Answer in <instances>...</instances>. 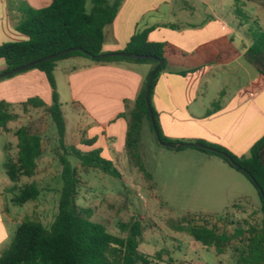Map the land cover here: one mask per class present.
Segmentation results:
<instances>
[{"label":"rangeland","instance_id":"1","mask_svg":"<svg viewBox=\"0 0 264 264\" xmlns=\"http://www.w3.org/2000/svg\"><path fill=\"white\" fill-rule=\"evenodd\" d=\"M136 1L133 2L137 7L130 13V21L128 20L131 27H145L155 22L153 24H157V27L173 26L181 31H188L190 27L202 28L216 22V27H229L232 30L230 36H221L217 41L206 44V49L201 47L195 50L196 55L200 57L210 51V56L205 59L209 63L216 62L213 71L200 81V97L197 95L198 101L193 105V114L203 115L206 112L200 103L203 99L210 106L207 115L211 114L210 117L195 118L194 128L201 131V138L195 140L220 144L216 142L221 137L218 130L220 123L211 116L223 110L225 104L233 99L242 86L249 88L248 100L251 99L252 93L256 94L253 102L255 109L252 112L254 115L251 122L247 123V133L251 135L253 131L263 129L264 77L248 64L244 51L245 46L252 44L251 33L259 28L264 30V5L245 0L246 3L239 5L237 13L238 7L234 0H169L172 3L170 6H163L162 11L158 13L150 12L144 20H140L143 9L140 4L153 7L160 0ZM13 2L15 1L10 0L7 3L9 13L13 11ZM86 8L88 12L91 10L92 0H87ZM15 12L9 19V24L13 27H16L21 18L18 10ZM169 44L184 53H190L188 47ZM85 59L89 61V58ZM71 62L72 60L65 59L57 63L66 69ZM63 99L69 129L65 145L71 148L77 143L72 134L73 128L83 114L78 111L79 106L74 107L66 101L65 95ZM256 99L259 100L258 103ZM131 110L126 112L127 115ZM11 112L17 114L18 119L10 122L7 129L0 133V203L8 206L7 222L11 237L0 256L23 222L37 220L47 228L52 226L59 214L63 189L60 157L64 155V149L59 141L57 126L46 109L29 107L25 111L20 104H14ZM23 126H28L33 132L41 135L43 155L38 160L36 175L32 178L23 177L15 184L7 175L5 165L9 157L17 159L16 132ZM161 133L167 138L163 131ZM260 136L259 140L264 133ZM173 141L184 142L185 139ZM238 152L239 158H248L251 155V152L246 153L245 149ZM138 154L141 157L140 163L137 159L131 160L123 155L112 161L120 177L100 169L84 168L75 156H66L78 170L80 186L77 205L91 212L89 219L104 225L115 235H122L118 229L119 223L136 219L147 229L145 235L154 248L161 250L168 247L178 259L188 254V260L194 262L205 263L206 259L212 257L213 263L210 260L208 264H234L235 250L242 246L250 229L262 225V202L255 184L244 172L233 168L216 154H205L194 149L176 151L162 146L156 140L148 122H144L142 127ZM33 182H36L40 189L38 199L24 205L14 204L12 199L19 191L13 188L24 187ZM11 218L13 220H10ZM189 225L205 226L217 230L219 234L226 233L230 236L236 235L238 229H241L245 231V235L230 241L226 245L227 252L220 256L216 249L208 251L198 248L194 251L190 244L192 237L186 231ZM173 237L178 239L177 244H182L181 249L177 248Z\"/></svg>","mask_w":264,"mask_h":264},{"label":"trees","instance_id":"2","mask_svg":"<svg viewBox=\"0 0 264 264\" xmlns=\"http://www.w3.org/2000/svg\"><path fill=\"white\" fill-rule=\"evenodd\" d=\"M123 1L92 0V8L89 12L86 8L87 0H53L49 6L41 9L33 8L27 2L20 1L17 10L21 18L16 24V29L27 39L0 45V59H4L7 64V68L3 72L72 48L85 49L91 55L103 54L106 27L115 21ZM234 1L238 7L236 12L239 13V5H241L242 0ZM248 1L259 2L264 5V0ZM149 32L150 29H147L135 34L126 49L121 52L150 55L164 61L162 68L154 77L150 102L161 139L167 143L179 144V141L163 137L152 98L157 80L168 68L172 62L171 59L182 58L185 55L169 44L148 41ZM250 36L252 44L245 53V59L264 77V30L259 28ZM74 57L89 58L101 64L150 63L154 69L159 64V61L155 59L134 60L123 57L93 59L80 51H72L18 73L39 69L46 74L52 88L50 105L40 98H31L20 103V105L25 111L29 107L45 108L56 124L59 141L62 149H64V155L60 157L63 167V189L59 203V214L52 226L47 228L37 220L23 222L16 230L9 246L2 252L0 264H147L151 259L139 251V245L145 231L141 221L132 219L128 222L119 223L118 229L122 235H115L110 233L104 225L91 221L89 219L91 212L77 205L80 178L77 168H74L66 158L67 155H73L79 159L84 168L100 169L105 173L119 177L120 173L112 161L102 156L101 149L84 152L76 147L67 148L65 145L66 122L59 100L54 71L58 61ZM187 73V71L181 72L182 75ZM149 76L143 82L134 108L128 115L127 113L120 115V117L127 118L129 124L126 140L127 152L131 160L137 159L139 163L141 157L138 152L144 122L149 123L155 136L145 100ZM13 106L14 104L0 101V133L7 129L10 122L18 119V115L11 112ZM16 136L18 139L17 159L13 160L9 157L5 168L10 180L18 184L23 177L32 178L36 175L38 160L43 155V139L40 134L33 132L28 126L19 128ZM95 143V139L83 140V144L88 146H93ZM198 143L227 153L241 167L245 168L264 190V136L253 145L250 151L251 155L248 158H239L221 146L203 141ZM197 150L216 154L200 148ZM216 155L236 168L224 156ZM247 177L252 181L248 175ZM13 189L19 191L14 198L17 205L36 201L40 195V189L36 182ZM258 192L263 210L262 225L259 228L250 229L248 237L242 242V246L235 250L234 264H264V201L259 189ZM186 231L193 239L207 248L214 247L218 255L227 252L226 245L234 238L245 235V231L241 229H238L236 235L230 236L226 233L219 234L215 229L195 225L187 226Z\"/></svg>","mask_w":264,"mask_h":264},{"label":"crops","instance_id":"3","mask_svg":"<svg viewBox=\"0 0 264 264\" xmlns=\"http://www.w3.org/2000/svg\"><path fill=\"white\" fill-rule=\"evenodd\" d=\"M9 1L0 0V45L27 39L26 36L17 31L16 27L9 24V19H11V15L16 14L15 10H17L20 1L27 2L33 8L41 9L49 6L53 0H14L11 13L7 11ZM133 1L136 0H124L115 21L106 27L103 52L114 53L125 50L138 31L147 29H150L148 34V41L150 42L172 43L177 47H188L190 53H184L175 47L185 56L177 59L172 58L168 68L159 76L154 89L152 104L158 114L159 127L167 138L189 141H184L185 143H198L197 141L200 140L196 141L195 139L201 138V131L194 128L195 118L210 117L211 114L207 115L210 106L201 99V106L206 112L203 115H195L193 114V105L198 101L197 95L200 97V81H203L213 71L216 62L209 63L205 59L210 56V51L205 52L203 57H200V55H196L195 50L201 47L206 49L204 47L206 44L217 41L221 36H230L232 30L229 27H216V22H211L202 28L190 27L191 29L188 31H181L177 29L178 27L173 26L157 27V24H153L155 22L151 25L147 24L145 27H131L128 23L131 17L130 13L137 7ZM246 1L242 0L241 3H246ZM170 4L172 3L169 0H160L153 7L140 4L143 8L140 20H144L150 12H161L163 6H170ZM177 30L179 31L177 32ZM250 46L251 44L245 46V53ZM172 47L174 48V46ZM68 60H72L68 68L64 69L57 63L54 71L59 100L66 122L67 137L69 129L63 104L64 95L66 101L74 107L79 106L80 110L78 111L83 114L72 132L77 140L76 148L84 152L101 149L102 156L110 161L119 159V155L129 158L126 149L129 124L127 119L120 117V115L134 107L145 78L154 70L153 65L125 62L101 64L90 59L87 61L84 57H74ZM6 68L5 60L0 59V73ZM184 71L188 73L182 75L181 72ZM205 83L208 84V82ZM248 89L247 86L240 87L233 99L225 104L223 110L211 116L220 123L218 130L221 132L220 140L216 141L220 144L213 145L221 146L236 156L239 155L240 149H245L246 153L251 151L253 145L261 137L260 135L264 133V127L253 131L251 135L247 133L246 127L254 115L252 113L255 109L253 102L256 97V94L252 93L251 99L248 100ZM31 98H40L48 105L52 101V88L46 74L39 69H32L0 81V101L20 104ZM256 101L259 102L258 99ZM91 139L96 140L93 146L83 144V140ZM188 149L203 153L195 147H188L183 150ZM12 202L16 204L14 199ZM7 214L8 206L0 203V253L11 237ZM146 230L145 228L139 251L151 257L147 264H208L210 260L213 263L212 257L206 259L205 263L202 261L194 262L188 260V254H184V258L178 259L175 257L174 251L168 247L161 250L154 248L150 239L145 235ZM173 240L177 244L178 239L173 237ZM190 242L194 251L198 248H204L208 251L215 249L214 247L207 248L193 237ZM181 247L182 244H177L178 249Z\"/></svg>","mask_w":264,"mask_h":264},{"label":"water","instance_id":"4","mask_svg":"<svg viewBox=\"0 0 264 264\" xmlns=\"http://www.w3.org/2000/svg\"><path fill=\"white\" fill-rule=\"evenodd\" d=\"M72 51H80V52L92 57L93 59H104V58H109V57H123V58L134 59V60H137V59H155V60L159 61L158 66L152 71V73L149 76L148 83H147L146 94H145V100H146L147 107H148V110H149V115H150V119H151V122H152L153 130H154L155 136H156L157 141L159 142V144H161L162 146L171 148V149L195 147V148H200V149H203V150L211 151V152H214V153L219 154L221 156H224L234 167L240 169L242 172L246 173L252 179V181L258 187V189H259V191H260V193L262 195L263 201H264V190L259 186V184L256 182L255 178L245 168L241 167L235 160H233L227 153L222 152V151H220V150H218V149H216L214 147H209V146H206V145H203V144H199V143L171 144V143L164 142L161 139L159 131H158V128H157V125H156V122H155V118H154V113H153V109H152V106H151V102H150V92H151V87H152V83H153L154 77H155L156 73L162 68V66L164 64V61L161 60V59H158V58H156L154 56H150V55H138V54H131V53H126V52H114V53H103L101 55H91L85 49L72 48V49L60 52L58 54L51 55V56H48V57H45V58L30 62V63H27V64H25L23 66H20V67H17L15 69H13V70L2 72V73H0V79L11 77V76L16 75L19 72L24 71V70H26L28 68L34 67V66H36L38 64H41V63H43L45 61H48V60L56 59V58H58V57H60V56H62L64 54H67V53L72 52Z\"/></svg>","mask_w":264,"mask_h":264}]
</instances>
